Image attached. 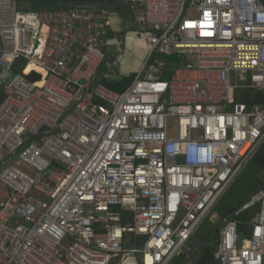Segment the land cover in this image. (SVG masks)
I'll return each mask as SVG.
<instances>
[{
  "label": "built area",
  "instance_id": "2783aa9c",
  "mask_svg": "<svg viewBox=\"0 0 264 264\" xmlns=\"http://www.w3.org/2000/svg\"><path fill=\"white\" fill-rule=\"evenodd\" d=\"M120 3L147 50L123 92L109 11L0 0V264H171L264 143V107L236 99L264 90L260 0ZM222 224L217 264H264V187Z\"/></svg>",
  "mask_w": 264,
  "mask_h": 264
},
{
  "label": "trees",
  "instance_id": "16d2710c",
  "mask_svg": "<svg viewBox=\"0 0 264 264\" xmlns=\"http://www.w3.org/2000/svg\"><path fill=\"white\" fill-rule=\"evenodd\" d=\"M121 0H17V5L25 12L38 13L46 10L67 9L79 4H104V3H120ZM264 5V0H260ZM170 68H176L181 65L182 60H178L177 56L165 58ZM18 65V64H17ZM14 69V73L19 71L18 66ZM28 67L22 71V75L27 77ZM135 78L134 75L123 77L119 83L105 82V85L114 91L123 92ZM237 101L244 103L249 107L260 105L264 107V90H243L239 91L236 97ZM4 100V96L0 95V106ZM264 187V143L256 151L252 159L247 163L230 187L225 191L222 197L214 206L206 219L201 223L194 236L188 243L191 245L194 238L202 243V248L194 257V253L188 257L186 251H182L174 258L171 264H217L216 253L218 248V239L220 228L217 226L228 218L233 212L243 205L248 198L256 191ZM256 209L244 213L240 217L241 224L239 233L245 239L251 237V226L249 225L255 219ZM212 215H218L221 221L215 223L211 221ZM130 246V245H129ZM196 254V253H195Z\"/></svg>",
  "mask_w": 264,
  "mask_h": 264
},
{
  "label": "rangeland",
  "instance_id": "374dc122",
  "mask_svg": "<svg viewBox=\"0 0 264 264\" xmlns=\"http://www.w3.org/2000/svg\"><path fill=\"white\" fill-rule=\"evenodd\" d=\"M113 11L117 12V16L115 17V28L120 31V36L122 40L120 41L122 45V52L119 54L120 57H116L113 60H110L109 63L117 69V73L120 77H127L131 75H136L137 71L141 68L143 62L145 61V58L147 56V50L145 47V44L142 41H135L132 40L133 32L135 31H141L142 27L136 22V16L139 14V11L131 12L127 8L123 6H115L112 8ZM19 11H23L20 7H18ZM188 18L190 19H196L198 18V14L195 12H192L189 14ZM116 34V33H114ZM126 36V40H124V36ZM118 47H113L109 49H105L104 52L107 55V57L111 56L112 54L116 53ZM114 52V53H113ZM187 61L191 64H195L197 62L196 56L193 55H187ZM109 71V65L105 63L102 66V73L101 75H105ZM239 175V174H238ZM237 175V176H238ZM235 180V179H234ZM230 187V186H229ZM0 189L2 194L5 193V188L3 185H0ZM210 215V214H209ZM220 218L218 215H212L211 221L218 224L221 222L219 220ZM224 227V224L220 225V229ZM202 248V243L194 238L191 245H187V249L184 251L187 252L188 257L191 256V254L194 255V257L199 254L200 250ZM196 253V254H195Z\"/></svg>",
  "mask_w": 264,
  "mask_h": 264
},
{
  "label": "crops",
  "instance_id": "0c3cea01",
  "mask_svg": "<svg viewBox=\"0 0 264 264\" xmlns=\"http://www.w3.org/2000/svg\"><path fill=\"white\" fill-rule=\"evenodd\" d=\"M93 5H96V6L100 7L101 9H104V10H107V11L110 12L112 32H113V34L116 33V34H114V37H116V43L117 44H121L120 41L122 40V38L120 36V31H118L115 28L116 26H115V21H114L115 17L117 16L118 13L113 11L112 8H114L115 6H123V7L127 8L128 10H130L131 12H133L132 9L128 5H125V4H122V3H104V4H93ZM126 36L127 35L124 36V40H126L125 39Z\"/></svg>",
  "mask_w": 264,
  "mask_h": 264
},
{
  "label": "bare ground",
  "instance_id": "6f19581e",
  "mask_svg": "<svg viewBox=\"0 0 264 264\" xmlns=\"http://www.w3.org/2000/svg\"><path fill=\"white\" fill-rule=\"evenodd\" d=\"M32 68H34L32 65L28 67V70L30 71ZM23 76V75H22ZM24 77V76H23Z\"/></svg>",
  "mask_w": 264,
  "mask_h": 264
},
{
  "label": "water",
  "instance_id": "95a60500",
  "mask_svg": "<svg viewBox=\"0 0 264 264\" xmlns=\"http://www.w3.org/2000/svg\"><path fill=\"white\" fill-rule=\"evenodd\" d=\"M45 130H47V129L45 128L43 131H45ZM220 224H222V222H221ZM219 226H220V225L217 226L216 230L219 228Z\"/></svg>",
  "mask_w": 264,
  "mask_h": 264
}]
</instances>
